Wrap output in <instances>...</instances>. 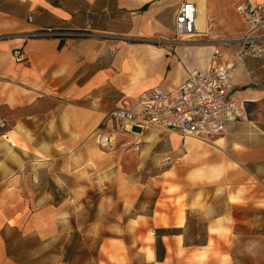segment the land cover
Masks as SVG:
<instances>
[{"label": "crops", "instance_id": "1", "mask_svg": "<svg viewBox=\"0 0 264 264\" xmlns=\"http://www.w3.org/2000/svg\"><path fill=\"white\" fill-rule=\"evenodd\" d=\"M190 1L196 33L180 38L174 20L182 0H0V120L6 123L0 127V264H21L12 252L19 239L55 243L61 222L72 216V196L88 192L90 177L100 185L120 180L123 159L135 169L123 177L131 208L138 200L144 208H134L128 224L137 232L130 240L136 251L113 264H185L187 256L190 264H219L222 254L232 259L225 244L237 236L223 230L233 227L234 208L253 203L264 209L263 57L236 65L232 92L242 118L218 136L204 141L150 128L137 136L138 151L122 145L132 139L128 134L107 151L94 140L97 128L114 127L113 120L104 121L112 108L153 86L174 90L191 71L208 69V36L244 29L235 7L245 0ZM238 16L241 26L233 30ZM14 48L22 51L21 62ZM137 154L139 167L165 156L171 162L139 182ZM160 179L176 188L170 198ZM149 184L157 189L154 199L147 198ZM56 196L64 199L56 203ZM167 199L183 206L179 216L171 203L161 208ZM187 211L207 215L200 244L186 239ZM157 228L179 230L161 235L160 258L156 237L147 233Z\"/></svg>", "mask_w": 264, "mask_h": 264}, {"label": "rangeland", "instance_id": "2", "mask_svg": "<svg viewBox=\"0 0 264 264\" xmlns=\"http://www.w3.org/2000/svg\"><path fill=\"white\" fill-rule=\"evenodd\" d=\"M234 14L236 15L235 12ZM233 20L236 21L235 23L239 22L237 27L233 25L232 28L237 30L242 22L239 16L238 21ZM123 24L122 22V28ZM229 35V33H222L207 38H210L212 43ZM99 148L102 151L108 150L100 146ZM138 157L137 154L135 160L138 164L136 162L135 168L136 170L139 168V182L146 181L148 177L160 173L162 168L170 165L164 162L165 157H163L161 162H156L157 164L155 162L141 164L139 167ZM132 170H135L132 165L128 168L127 160L123 159L120 164V176H122L120 180L112 183L110 179L100 185L96 179L90 177L88 192L76 193L69 201L72 205V216H67V221L61 222L56 242H41L33 238L19 239L12 250L13 253H17L18 261L21 264H113L114 260H122L131 251H136V243L130 240L137 232L128 224L135 213L134 208L140 210L144 205L141 204V200H138L132 209L128 200L130 186L123 177L133 173ZM158 181L162 184L160 188H164V198H170L176 188L169 186L164 179ZM149 188L151 195L147 198L154 199L157 189L152 184H149ZM63 197L56 196V203H60ZM165 202L171 203L170 209L178 216L180 215L183 206L178 204L177 200L161 201V208L166 207ZM252 204L238 205L234 208L233 227L230 230H223L229 235L237 236L235 242L225 244L231 250L232 259L228 255H218L219 264H227V262H230L229 264L231 262L232 264H264V209H258ZM145 207L143 211L150 213L151 202H147ZM169 207L163 209L169 210ZM67 213L69 214L68 211ZM158 215L157 213L156 216ZM206 220V213L187 211L185 236L188 242L205 241ZM150 232L156 237L155 230H149L147 233ZM138 261L140 260L134 262ZM183 261L185 264H190L193 260L187 256Z\"/></svg>", "mask_w": 264, "mask_h": 264}, {"label": "built area", "instance_id": "3", "mask_svg": "<svg viewBox=\"0 0 264 264\" xmlns=\"http://www.w3.org/2000/svg\"><path fill=\"white\" fill-rule=\"evenodd\" d=\"M235 11L242 17L244 29L212 42L214 50L208 69L191 71L174 90L153 86L130 102L112 108L104 121L113 120L115 125L97 128L94 132L96 144L112 150L119 135L124 133L132 139L122 145H133L138 151L137 136L150 128L205 141L222 134L227 123L240 120L242 110L238 98L233 95L231 78L236 65L246 57L264 58V4L245 0ZM196 13L194 2L182 0L174 20L177 36L191 37L196 33ZM222 48L230 53V60L223 58ZM12 55L16 62L23 60L19 48H14ZM5 124L4 119L0 120V127ZM164 162L170 163L171 158L165 156Z\"/></svg>", "mask_w": 264, "mask_h": 264}, {"label": "trees", "instance_id": "4", "mask_svg": "<svg viewBox=\"0 0 264 264\" xmlns=\"http://www.w3.org/2000/svg\"><path fill=\"white\" fill-rule=\"evenodd\" d=\"M144 8H145V6L142 7L141 10H143ZM176 231H179L178 228L177 229H175V228H167V229L157 228V229H155L156 239H157L156 240V252H157L158 258H160L161 254H162V245H161V239H160L161 235L174 233ZM186 243H188V242L186 241ZM194 244H200V242H195Z\"/></svg>", "mask_w": 264, "mask_h": 264}, {"label": "bare ground", "instance_id": "5", "mask_svg": "<svg viewBox=\"0 0 264 264\" xmlns=\"http://www.w3.org/2000/svg\"><path fill=\"white\" fill-rule=\"evenodd\" d=\"M213 50H214V49H213V46H212V52H213Z\"/></svg>", "mask_w": 264, "mask_h": 264}]
</instances>
